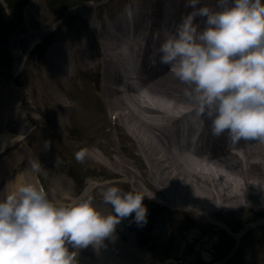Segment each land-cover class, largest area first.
Instances as JSON below:
<instances>
[{"label": "bare ground", "instance_id": "1", "mask_svg": "<svg viewBox=\"0 0 264 264\" xmlns=\"http://www.w3.org/2000/svg\"><path fill=\"white\" fill-rule=\"evenodd\" d=\"M127 1L129 0H124L115 6L118 9L123 6L126 7ZM131 1L135 9V12L131 9V13H135L133 19L130 22H121L119 20V22L112 25V29L117 31L125 26L128 28L135 26L137 33L140 35L135 41V45L136 47H141V50L142 48L143 51L145 50V58H151L147 65V68L150 66V69L147 71L146 68L141 70L128 63L130 60L134 61L135 50L132 49L131 53L128 54L122 48H115L112 37L105 34L106 41H101L98 45L95 42V35H98V32L102 35L103 31L101 29L103 27H96L97 29L95 30L94 27L90 26L93 22H90L87 18L80 21L85 27V30L83 29L79 34V36L82 35L80 40L77 36L73 38V44L67 43L59 46L58 43L52 48L51 54L53 58L47 63V66L50 63L47 71H51V73L46 71L45 65L40 70V74L39 71L37 72L39 76L43 75L44 82H40L41 79L39 78L36 86L31 88L25 85L24 89L21 86H9L8 83L0 85L7 94L6 96L5 93L0 95V195L3 192L2 185L5 180L8 182L9 195L20 186L29 184V177H27L26 171L34 167L33 163L35 162L33 160L31 166V161L27 156L25 157V152H22V150L17 151L16 149L30 137V134L36 132L38 133L37 150L39 153L55 157L59 153L60 148L66 149V151L73 154H76L82 148H88V155L83 161L85 164H94L95 162L102 164L101 159H106V167L114 168L111 171L115 178H118L116 176L119 175H121L119 178H123V182L118 183L122 189L125 191H137L135 185L138 186L139 183L136 180L139 179L142 184L146 185V189L138 191L144 195L156 198L159 203L163 201L169 203V207L172 209L180 208L185 212L197 214L199 218L198 224L202 228L219 225L230 229L232 220L236 221L242 215L250 212L252 215L246 216L242 222H238L239 225H242L246 220L249 222L250 227L264 229V141H241L236 146L239 151L229 153L228 148L224 147L227 142L226 134L218 138L213 137L211 135V121L204 118L205 131L208 137L218 139L220 147L217 153L205 158L208 164L202 166L201 162L184 156L181 152L171 151L170 145L167 144L168 141L164 138L163 131L167 132L169 127L174 126V124L190 114L195 117V105L185 96V89L188 86L181 83L170 72L167 65L160 64L158 54V49L166 38L165 30L161 29L159 24L163 18H167L170 24L166 28L169 31L173 30L181 21V18L192 11L187 6L189 0ZM115 2L109 1V4L104 9L107 10V14L111 16L115 14L116 17L119 14L116 10L113 14L112 8ZM200 4L201 6L214 8V3H208L207 0H200ZM78 17L82 19L81 16ZM104 26L105 30L109 32L107 25L104 24ZM124 30L126 28L122 29V31ZM44 31L46 30L44 29ZM44 31L42 32L44 33ZM41 35L42 33L40 32L29 33L30 38ZM62 42L60 41V43ZM100 45L104 47V52H97L99 48L101 49ZM67 46L72 49V54L67 60L65 59L62 62L60 61L58 50L62 47L66 50L65 47ZM88 50L91 52L94 50L91 56L87 58L88 63L91 64L90 66L98 58L104 56L102 58L105 63L110 65L113 70L123 67L127 72L129 68L138 77V88L129 86L132 96H121L122 98H120L119 92H113L111 95H106V101L101 99L102 104L106 107L105 115H99L94 110L91 98L92 102L86 101V98H89V94L86 95L85 99L81 95L75 106L66 105L69 103L66 102L69 99L65 91L68 90L66 85L69 83V79L79 77V71H82L81 63H79L78 59H75V55L88 53ZM64 63L70 64L71 67L66 70L64 67L67 64L63 65ZM132 67L135 69H132ZM46 72L47 74H45ZM32 75L33 77L36 76L34 73ZM169 82H173V84L171 83L172 85H170L168 84ZM130 83H133V78L130 79ZM48 88L55 92L58 103L51 101L44 103L45 96L50 94ZM159 89L162 92H159ZM101 90L104 92L103 88ZM144 91L146 96L153 101L154 106H142V98L139 97L138 93ZM7 96H10L15 101L11 103L12 99H6ZM16 102H19V104L14 107L17 106L16 108L26 115L30 114L32 119L28 120L26 124L17 123L16 121L5 125L2 117L6 112L8 114L12 113V105ZM61 111L72 114L67 120H63ZM108 111L110 112V129L113 126L120 127L121 131L125 132L130 138V141L135 143L138 153L135 152L136 149L134 153L132 152L131 142L128 141L127 144L124 141V137L121 138L118 130L113 133L110 129L108 131V126L103 130V121L101 119L107 116ZM145 113L153 114L157 117L147 123ZM74 114L77 115L75 116ZM119 122H122V125ZM49 124H53L54 128L49 133V136L45 137L41 130L46 129L44 125L49 126ZM37 125H39L38 129L34 130ZM27 126H29L30 130L31 128L34 130L31 131L32 133L29 131L28 135L23 133V129ZM102 130L103 136L98 139V145H95L97 148L87 147L89 144L93 145L92 143ZM107 138H113L112 141L116 144V147L111 151L112 154L118 155L116 159H112L110 154L102 151V148H104L103 142ZM56 141L57 143L53 144ZM50 142L54 147L51 148L48 145ZM58 142L63 143L66 147H59ZM209 145L211 147L216 146L215 142H211ZM126 152L129 154H125ZM131 152L133 153L132 155ZM9 154L16 155L9 156ZM129 155L137 159L136 166L122 158H129ZM4 157H8L7 161H4ZM58 158L60 160L59 156ZM5 164L8 167L7 169L3 166ZM17 164L18 168L15 167ZM41 164H49V161L40 162L39 166ZM57 165H60V163L58 162ZM130 167L140 168L143 172L138 175ZM196 167L201 171L199 174L194 171ZM59 171L60 169L56 167L51 168L53 176L57 175ZM36 172L37 170L34 168L32 176L37 179L38 185L44 188L42 183L44 178H39V175L37 178ZM11 173L13 174L11 175ZM54 178L57 179L58 191H65L67 189L66 182L64 180L60 182L59 178ZM126 180L128 181L125 182ZM107 184V187L114 186V183ZM7 196L8 194L1 197L4 199ZM64 196H67L66 193H64ZM64 196L62 199L67 200V202L71 200ZM65 200L63 201L65 202ZM255 221L257 224H255ZM119 238H124V236L118 224L113 235L105 238L101 245L97 247L89 245L87 248L79 250L71 247L69 249L78 252L79 259H82L80 260L81 263L77 261V264H126L121 255L122 249H127V247L120 242ZM241 238V235L237 236L238 240H241ZM192 243L202 245L204 248L206 245L201 244V235L194 238ZM209 243L211 242L208 241L207 244ZM87 249L93 253L94 257L83 254V251H87ZM123 255H127L129 260L131 259L130 261L128 260L129 264H146L148 261L143 254L139 255L129 249H127V254L123 253Z\"/></svg>", "mask_w": 264, "mask_h": 264}, {"label": "clouds", "instance_id": "2", "mask_svg": "<svg viewBox=\"0 0 264 264\" xmlns=\"http://www.w3.org/2000/svg\"><path fill=\"white\" fill-rule=\"evenodd\" d=\"M192 9L158 49L159 62L188 87L194 116L211 121V135L230 146L264 141V0H217ZM203 21V23H201ZM89 149L75 154L82 163ZM145 195L108 186L102 204L82 193L57 204L43 187L20 186L0 200V264H77L74 249L97 247L122 219L146 222ZM114 213V214H113Z\"/></svg>", "mask_w": 264, "mask_h": 264}, {"label": "rangeland", "instance_id": "3", "mask_svg": "<svg viewBox=\"0 0 264 264\" xmlns=\"http://www.w3.org/2000/svg\"><path fill=\"white\" fill-rule=\"evenodd\" d=\"M109 1H116L115 4L112 5L113 7L124 0H106L103 2L99 0H0V85L8 83L9 86H21V88L24 89L25 85L31 88L36 86L39 78L41 79L40 82H44L43 75L39 76L37 72L39 71V74L41 73L40 70L43 69L45 65L44 58L48 50L58 43L59 46L67 43L73 44V38L77 36L80 40L82 35L79 36V34L83 29L85 30L84 24L80 22L83 19L88 18L90 22L92 21L93 23H91L90 26L94 27L96 30L102 17L106 15L107 10H105L104 7L109 4ZM207 2L214 3L213 6L215 7L217 0H207ZM78 16H81L82 19ZM44 29L46 31H44ZM42 31H44V33ZM34 32H40L42 35L30 38L29 33L34 34ZM100 40L104 41V36L103 34L100 35L98 32V35H95V42L99 45ZM60 41L63 42L60 43ZM35 43L36 45L34 46ZM65 48L66 50L63 47L58 50L60 61L62 62H64L65 59L67 60L72 54L71 48L68 46ZM99 51L103 52V47H101V49L99 48L97 52ZM78 55L79 54L75 55V59H78ZM79 63H81L82 71H79V77L71 78L68 81L69 83L66 85L68 90L65 91L69 98L66 102L69 103L65 104L68 106H75L81 95L84 96L85 99L86 95L89 94V98H86V101H93L94 110L99 115H105L106 107L102 104V100L100 101L98 92L103 88L104 92L102 90L101 92L105 96L106 91H111L105 89L97 71L89 69V71L86 72L83 66L84 64H82L83 61ZM49 64L48 66H46L47 64L45 65L46 71ZM66 64L64 63L63 65ZM68 66H70V64H67L64 68H68ZM47 72L51 73V71ZM47 72L45 74H47ZM33 73L36 74L35 77H33ZM94 80L97 81L98 91L92 84ZM171 83L173 84V82ZM171 83L169 82L168 84L172 85ZM48 89L50 94L45 96L44 103L48 101L58 103L55 92L50 88ZM160 90L161 89L158 91L162 92ZM4 93L6 96L7 94L4 92V88L0 87V95H4ZM138 94L140 98L153 104V101L146 96L145 91ZM132 95L133 94L130 96ZM119 96L120 98L123 97L122 94ZM6 99L12 98L7 96ZM16 104H19V102L13 103L12 106L14 107ZM16 107L14 108L16 109ZM14 108H12V111H15ZM60 113L63 120H67L72 114H68L65 111H61ZM109 113L108 111L107 116L101 119V121H103V130L106 126H108V131L110 129ZM74 115L76 116L77 114ZM119 124L122 125V122H119ZM44 126L46 127V129L43 130L44 135L49 134L54 128L53 124ZM103 130L96 137L95 141L92 143L93 145L88 143L89 146L87 147L97 148V141L103 136ZM110 130L113 133H116L115 131L118 130L121 134V138L124 137V141H126L127 144L128 141H130V138L125 132L121 131L120 127L113 126ZM112 140L113 138H107V140L103 142L104 148H102V151L110 154L112 159H116L118 155L111 153L116 147V144L113 143ZM37 143V137L29 138L24 143V146L32 148V151L36 152ZM56 143L57 141L53 144ZM53 144L51 143L52 147H54ZM131 144L133 147L132 152L134 153L136 149L135 143L131 142ZM58 145L59 147H66L63 143L58 142ZM132 152L131 155L133 154ZM135 152H137V149ZM125 154L129 153L126 152ZM36 157L38 158L37 163L49 161V164H41L38 166L37 172L45 179L44 184L49 191L50 199H53L57 204L67 202V200L62 199L64 193L67 195L64 197L70 200L74 197L75 193L78 194L82 192L85 188L84 186H86L90 192L92 191L91 196L94 197L97 205L107 210L110 206L102 204V194L108 185L107 182H110V180L114 181V186L118 187H120L118 183L123 182V178H119L121 175L116 176L118 178H115L113 175L111 169L114 168L110 169V167H106V159H101L102 164L98 162L94 164L80 163L75 159V154L63 148H60L59 153L55 155V157L42 153H39ZM122 158L136 166L137 159H135V157H130L129 155V158ZM3 159L7 160V157ZM58 162L60 165H57ZM52 167L60 169L55 176L51 173ZM130 168L138 175H141V172H143L140 168ZM198 169L199 168L196 167L194 171L199 174ZM54 177L59 178L60 182L64 180L66 184L68 179H72V183H74L72 186L66 185L67 189L63 192H59L57 188V179ZM127 181L128 180L125 182ZM136 181L139 183L138 186L134 184L137 191L146 189V185L142 184L139 179ZM97 182L101 184V187L94 191V186H92V184L95 185ZM145 196L143 204L148 210L146 222L137 224L134 220V213L132 216L124 218L125 221L122 219L119 226L124 238L119 239L130 251L139 255L143 254L146 259H148L146 264H264V229H254L253 226H249V222L246 220L242 225L238 223L240 221L242 222L246 216L249 217V215H252V213H246L236 221L231 219L232 225L230 229H225L219 225L202 228L198 224L199 218L197 214L185 212L180 208L172 209L167 202L163 201L158 204L156 198H152L150 195ZM63 200H65V202ZM255 224H257L256 221ZM200 235L202 237L201 244H206L205 248L197 243H192V239ZM238 235L242 236L241 240L237 239ZM208 241L211 243L207 244ZM127 249H122L121 258L126 264H129L127 255H123V253L127 254ZM83 254L94 257L93 253L88 249L87 251H83ZM76 260L81 263L80 260L82 259H79L78 252Z\"/></svg>", "mask_w": 264, "mask_h": 264}]
</instances>
